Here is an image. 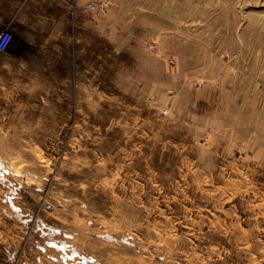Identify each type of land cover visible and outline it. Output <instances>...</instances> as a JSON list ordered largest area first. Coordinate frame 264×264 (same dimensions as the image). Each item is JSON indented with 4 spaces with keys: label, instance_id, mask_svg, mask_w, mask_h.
<instances>
[{
    "label": "rangeland",
    "instance_id": "374dc122",
    "mask_svg": "<svg viewBox=\"0 0 264 264\" xmlns=\"http://www.w3.org/2000/svg\"><path fill=\"white\" fill-rule=\"evenodd\" d=\"M41 6L0 13V264H264V0Z\"/></svg>",
    "mask_w": 264,
    "mask_h": 264
},
{
    "label": "crops",
    "instance_id": "0c3cea01",
    "mask_svg": "<svg viewBox=\"0 0 264 264\" xmlns=\"http://www.w3.org/2000/svg\"><path fill=\"white\" fill-rule=\"evenodd\" d=\"M1 0L0 13L5 12L8 15V25L12 28L17 26H36L39 28L40 23H44L46 20L45 13L39 11L33 13L32 17H28V10L32 7L33 3L36 2L38 5L45 6V0ZM29 25H28V24Z\"/></svg>",
    "mask_w": 264,
    "mask_h": 264
},
{
    "label": "built area",
    "instance_id": "2783aa9c",
    "mask_svg": "<svg viewBox=\"0 0 264 264\" xmlns=\"http://www.w3.org/2000/svg\"><path fill=\"white\" fill-rule=\"evenodd\" d=\"M11 39H12V36L9 32L0 33V53H5L8 50L11 44Z\"/></svg>",
    "mask_w": 264,
    "mask_h": 264
}]
</instances>
